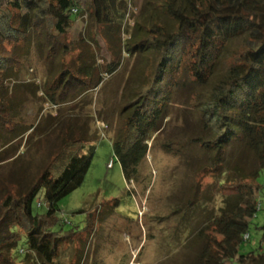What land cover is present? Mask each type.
<instances>
[{"label": "rangeland", "instance_id": "1", "mask_svg": "<svg viewBox=\"0 0 264 264\" xmlns=\"http://www.w3.org/2000/svg\"><path fill=\"white\" fill-rule=\"evenodd\" d=\"M166 1L129 0L128 20L120 29L97 26L88 15L79 17L68 35L73 49L66 63L71 67L86 64L91 88L57 106L42 91L44 80L57 74L48 71L45 50L40 56V41L31 38L30 45L16 50L29 53L4 91L5 113L15 116L12 120L18 121V128L11 131L13 135L0 129V202L7 192L20 193L34 180L63 138L96 143L84 181L58 202L53 228L71 239L60 246L52 264H196L204 240L199 229L218 214L222 198L235 192L221 185L225 175L236 166L242 174L255 168L248 151L230 145L222 171L215 170L211 152L192 140L208 137L199 119L202 102L210 98L224 69L246 47L248 36L242 33L229 40L207 83L194 82L183 63L178 68L179 85L173 90L162 129L148 142L143 183L125 180L112 140L124 130V105L146 84L156 57L145 48L132 53L127 48L147 34L164 39L163 34L150 31L152 26L174 32L176 22L165 12ZM175 2L185 5L184 0ZM239 3L231 0L225 11L238 12ZM113 59L120 61L117 70L102 73L103 80L95 87L102 65ZM30 124L33 130L27 129ZM257 181L261 184L258 208L240 255L257 249L259 227L264 224V168ZM43 195L40 190L36 196L37 212L45 211Z\"/></svg>", "mask_w": 264, "mask_h": 264}, {"label": "trees", "instance_id": "2", "mask_svg": "<svg viewBox=\"0 0 264 264\" xmlns=\"http://www.w3.org/2000/svg\"><path fill=\"white\" fill-rule=\"evenodd\" d=\"M230 1L184 0V6L175 0L165 2V12L175 20L176 29L165 33L159 25L152 26L150 31L163 34L164 39L147 34L127 48L129 53L145 48L156 57L146 84L124 105V130L112 140L125 180L143 183L148 142L162 129L173 90L179 85L178 68L183 63L194 82L207 83L229 40L247 33L246 47L224 69L210 98L202 102L199 119L208 137L192 140L211 152L215 170L222 171L230 145L248 151L255 168L242 174L236 166L225 175L221 185L235 192L222 198L218 214L199 229L204 240L196 264H264V224L259 227L257 249L239 254L249 239L261 188L257 177L264 168V2L240 0L238 12L225 11ZM128 5L129 0H0V129L13 135L18 128L14 115H6L4 109V91L29 53L28 49L24 55L16 52L18 47L30 45L31 38L40 41V56L45 50L48 71L57 74L44 80L42 91L57 106L91 88L89 67L66 63L73 49L68 35L78 18L88 15L97 26L120 29L127 23ZM119 65V59L102 65L93 85L102 82V73L111 75ZM27 126L34 129L32 124ZM10 141H14L11 136ZM95 149L96 143L85 138H63L59 150L24 190L5 194L0 202V264H52L60 246L71 239L53 228L58 202L82 184ZM40 190L44 191L43 212L34 210Z\"/></svg>", "mask_w": 264, "mask_h": 264}, {"label": "built area", "instance_id": "3", "mask_svg": "<svg viewBox=\"0 0 264 264\" xmlns=\"http://www.w3.org/2000/svg\"><path fill=\"white\" fill-rule=\"evenodd\" d=\"M248 237V234H245V238H247Z\"/></svg>", "mask_w": 264, "mask_h": 264}]
</instances>
